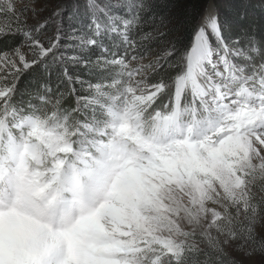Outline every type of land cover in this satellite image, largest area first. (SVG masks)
Listing matches in <instances>:
<instances>
[{
	"label": "snow or ice",
	"instance_id": "snow-or-ice-1",
	"mask_svg": "<svg viewBox=\"0 0 264 264\" xmlns=\"http://www.w3.org/2000/svg\"><path fill=\"white\" fill-rule=\"evenodd\" d=\"M238 19L178 43L156 0H0V264H264V26Z\"/></svg>",
	"mask_w": 264,
	"mask_h": 264
},
{
	"label": "trees",
	"instance_id": "trees-1",
	"mask_svg": "<svg viewBox=\"0 0 264 264\" xmlns=\"http://www.w3.org/2000/svg\"><path fill=\"white\" fill-rule=\"evenodd\" d=\"M210 0H156L157 11L160 16L171 21L169 27L173 29L171 38L178 43L186 42L188 35L185 21L191 19L193 15L203 13ZM216 2L218 0H215ZM231 8L233 11L226 12L220 10L219 17L221 24L225 26L227 35H235L240 23L238 16L244 10L243 0H232ZM251 5L247 8L249 22L256 26H264V3L261 0H250ZM219 3V2H218ZM234 13V14H232ZM9 46V43H1L0 47Z\"/></svg>",
	"mask_w": 264,
	"mask_h": 264
},
{
	"label": "rangeland",
	"instance_id": "rangeland-1",
	"mask_svg": "<svg viewBox=\"0 0 264 264\" xmlns=\"http://www.w3.org/2000/svg\"><path fill=\"white\" fill-rule=\"evenodd\" d=\"M213 2H214V4H212V7L214 8L215 11H217V13H219L221 9L224 10V11H226V12H230V10L233 11V8H231V4H233L232 2L235 3L236 1H232V0H218V1L216 2L215 0H213ZM218 2H219V3H218ZM243 2L245 3V4L243 5V7L246 6V9L249 8L250 6H252L250 0H243ZM208 4H209V2L207 3L205 9L207 8ZM233 5H234V4H233ZM215 7H216V8H215ZM205 9H204V10H205ZM247 10H248V9H247ZM218 11H219V12H218ZM232 14H234V13H232ZM1 43H5V42H0V44H1ZM7 43H8V42H7Z\"/></svg>",
	"mask_w": 264,
	"mask_h": 264
},
{
	"label": "water",
	"instance_id": "water-1",
	"mask_svg": "<svg viewBox=\"0 0 264 264\" xmlns=\"http://www.w3.org/2000/svg\"><path fill=\"white\" fill-rule=\"evenodd\" d=\"M211 4H214L213 0H210V1H209L208 6L211 5ZM208 6H207V7H208ZM215 8H216V7H215ZM216 12H217V11H216Z\"/></svg>",
	"mask_w": 264,
	"mask_h": 264
},
{
	"label": "bare ground",
	"instance_id": "bare-ground-1",
	"mask_svg": "<svg viewBox=\"0 0 264 264\" xmlns=\"http://www.w3.org/2000/svg\"><path fill=\"white\" fill-rule=\"evenodd\" d=\"M211 6H212V4H211Z\"/></svg>",
	"mask_w": 264,
	"mask_h": 264
}]
</instances>
